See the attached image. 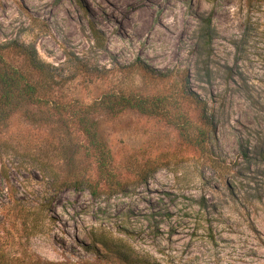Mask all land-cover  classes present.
<instances>
[{
	"label": "rangeland",
	"instance_id": "374dc122",
	"mask_svg": "<svg viewBox=\"0 0 264 264\" xmlns=\"http://www.w3.org/2000/svg\"><path fill=\"white\" fill-rule=\"evenodd\" d=\"M0 53L36 87L0 120V264H264L263 1L0 0Z\"/></svg>",
	"mask_w": 264,
	"mask_h": 264
},
{
	"label": "trees",
	"instance_id": "16d2710c",
	"mask_svg": "<svg viewBox=\"0 0 264 264\" xmlns=\"http://www.w3.org/2000/svg\"><path fill=\"white\" fill-rule=\"evenodd\" d=\"M259 1V0H257ZM264 2V0H261ZM20 52L23 53L29 64L37 71L43 72L45 69L43 68V64L38 62L34 56L27 51L26 48H20ZM0 62L4 63V70L0 72V120L4 119L9 111L15 109L20 100L31 99L33 94L36 91V87L32 85L26 78L23 76L17 69L8 66L7 63L3 61L2 54L0 53ZM195 96V95H194ZM194 96L192 98L194 99ZM164 98L161 96H157V98H146V97H137L132 94H122L118 93L112 96L105 97L103 100L99 101V105L103 104L105 107L111 108H133L137 109L141 112H163L164 109ZM163 102V103H162ZM196 106L199 109V116L201 122L204 127L198 131L197 134L191 135L187 130L186 126L180 124L182 136L183 138L190 143L195 144L199 149L203 150L205 148V141L208 136L207 128L211 126L210 117L207 112L206 104L203 100L198 98L197 96L194 99ZM87 110H89L87 108ZM74 115L79 116L78 122L82 126L85 134H88L91 145L97 151H100V154H103L102 150H105L103 142H99L96 137V132L92 128L91 119L89 117H85V114L76 113ZM106 151V150H105ZM102 152V153H101ZM104 162L101 161L100 168L101 172L106 171L104 169ZM103 169V170H102ZM104 173V172H103ZM110 176V174H108ZM104 243V242H103ZM115 254L124 259L126 256H122L123 254L115 249ZM120 260V259H119ZM131 262V259H128V263Z\"/></svg>",
	"mask_w": 264,
	"mask_h": 264
}]
</instances>
